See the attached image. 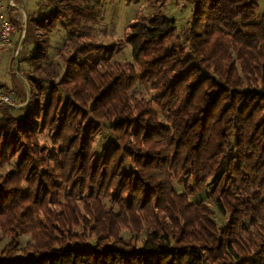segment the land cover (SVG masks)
<instances>
[{
	"label": "trees",
	"instance_id": "1",
	"mask_svg": "<svg viewBox=\"0 0 264 264\" xmlns=\"http://www.w3.org/2000/svg\"><path fill=\"white\" fill-rule=\"evenodd\" d=\"M190 1L184 42L158 12L109 46L95 0L22 2L31 99L0 107V264H264V12Z\"/></svg>",
	"mask_w": 264,
	"mask_h": 264
},
{
	"label": "rangeland",
	"instance_id": "2",
	"mask_svg": "<svg viewBox=\"0 0 264 264\" xmlns=\"http://www.w3.org/2000/svg\"><path fill=\"white\" fill-rule=\"evenodd\" d=\"M95 1L98 2L100 5L98 7L100 18L98 20V23L94 25L95 27L94 33L97 38V41L107 46L111 45L115 41L119 42L120 40L125 39L128 36V32H129L127 28L130 25L136 23L139 18L142 17L149 18L158 12H164L170 18L175 19L179 31V35L182 37V34L184 32L183 29L191 23L193 16V3L190 0H95ZM37 2L38 0H25V3L29 4L32 7H36ZM258 2L260 6L258 14L261 15L264 12V0H258ZM13 10H17L18 13L16 14L18 15L14 13L16 17L14 18L11 17V19L16 21V24H14L16 27V32L13 36V44L12 46H10L14 50L11 60V64H12L11 72H14L13 68L15 63L16 42H18L20 37L22 39L23 37L22 29H24L22 23L24 21L23 11L15 7H13ZM68 33H70L69 29L63 26H59L58 29L53 33L52 35L53 59L58 60L59 57L58 53L63 45L64 38L68 35ZM182 41L184 42V36L182 37ZM114 60H118L121 62H125V61L132 62L133 56L130 45H126L122 50L117 51L114 54V57L112 58V61ZM25 64L26 62H24L22 66H24ZM15 79L19 80L17 75ZM18 80L16 82H18ZM11 82L14 84L13 78L10 77V83ZM5 88L8 91H10L11 94H13L15 101L17 102V105L24 103L22 101L27 97V91L25 85H22L19 82L17 88H15L12 85ZM135 91L137 93H143L148 97H150V95L152 94V90H149L147 87L141 84L137 85ZM106 132L107 131L103 132L98 136L97 139L98 141L95 147V150L97 151L96 152L97 156L101 154L102 148L105 146V143L109 140V134ZM175 184L179 191H184V186L182 182H180L179 180H175ZM201 199H202L201 195L195 197L196 201H201ZM106 203L110 204V202L108 201H106ZM215 219L218 222H221L223 220V218L219 214H216ZM122 234L127 240L130 239L132 235V233L129 230H124ZM20 239H21V246H25L28 243V241L31 240V235L22 234ZM10 241H11V236L0 230V250L4 249Z\"/></svg>",
	"mask_w": 264,
	"mask_h": 264
},
{
	"label": "built area",
	"instance_id": "3",
	"mask_svg": "<svg viewBox=\"0 0 264 264\" xmlns=\"http://www.w3.org/2000/svg\"><path fill=\"white\" fill-rule=\"evenodd\" d=\"M11 7H17L14 0H0V40L6 46H12L13 36L16 32L15 23L12 21L9 12ZM16 104L13 94L0 85V107Z\"/></svg>",
	"mask_w": 264,
	"mask_h": 264
},
{
	"label": "crops",
	"instance_id": "4",
	"mask_svg": "<svg viewBox=\"0 0 264 264\" xmlns=\"http://www.w3.org/2000/svg\"><path fill=\"white\" fill-rule=\"evenodd\" d=\"M14 2L16 3L17 7L15 8H19L20 10L23 11L24 13V18H23V27H25L26 25V18H27V11L25 9V6L23 5V3L25 4V0H20V1H17V0H14ZM23 2V3H22ZM22 6V7H21ZM18 13L17 10H13V9H10V14H11V17H16V15L18 14H15ZM13 49L12 47L10 46H5L1 40H0V85H2L3 87H8V86H14L15 88H17V86L19 85V82L24 85V83L18 79H15V75L14 76V72L16 70V67H15V63H14V72H11V60H12V56H13ZM15 54V52H14ZM16 55V54H15ZM6 72V73H5ZM16 73V72H15ZM10 77L13 78L14 80V84L11 82L10 83ZM19 81V82H16V81Z\"/></svg>",
	"mask_w": 264,
	"mask_h": 264
},
{
	"label": "water",
	"instance_id": "5",
	"mask_svg": "<svg viewBox=\"0 0 264 264\" xmlns=\"http://www.w3.org/2000/svg\"><path fill=\"white\" fill-rule=\"evenodd\" d=\"M21 7H22V6H21ZM26 21H27V18H26ZM24 36H25V31H24V33H23V37H22V39L20 40L19 46H18L17 51H16V55H15V67H16L15 72H16L17 76L20 78V80H21V81L24 83V85L26 86L27 100H26L23 104H18V105L16 104V105H13V106H15V107H17V108H21V107L27 105V104L30 102V99H31V98H30L31 93H30L29 85H28L26 79H25V78H24V77L18 72L19 56H20V51H21V49H22V46H23V44H24Z\"/></svg>",
	"mask_w": 264,
	"mask_h": 264
},
{
	"label": "bare ground",
	"instance_id": "6",
	"mask_svg": "<svg viewBox=\"0 0 264 264\" xmlns=\"http://www.w3.org/2000/svg\"><path fill=\"white\" fill-rule=\"evenodd\" d=\"M23 14V13H22ZM22 14H21V16H22Z\"/></svg>",
	"mask_w": 264,
	"mask_h": 264
}]
</instances>
